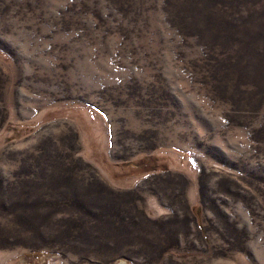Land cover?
<instances>
[{
	"label": "rangeland",
	"instance_id": "374dc122",
	"mask_svg": "<svg viewBox=\"0 0 264 264\" xmlns=\"http://www.w3.org/2000/svg\"><path fill=\"white\" fill-rule=\"evenodd\" d=\"M0 264H264V0H0Z\"/></svg>",
	"mask_w": 264,
	"mask_h": 264
}]
</instances>
